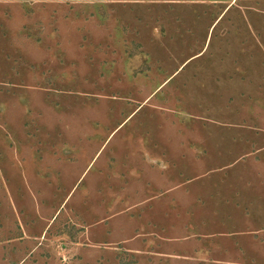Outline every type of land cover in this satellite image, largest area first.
<instances>
[{"label": "rangeland", "instance_id": "obj_1", "mask_svg": "<svg viewBox=\"0 0 264 264\" xmlns=\"http://www.w3.org/2000/svg\"><path fill=\"white\" fill-rule=\"evenodd\" d=\"M0 264H264V0H0Z\"/></svg>", "mask_w": 264, "mask_h": 264}]
</instances>
